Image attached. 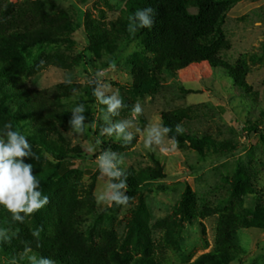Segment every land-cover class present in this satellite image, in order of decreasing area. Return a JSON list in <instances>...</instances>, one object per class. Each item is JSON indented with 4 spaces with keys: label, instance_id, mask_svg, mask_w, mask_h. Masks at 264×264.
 Listing matches in <instances>:
<instances>
[{
    "label": "rangeland",
    "instance_id": "obj_1",
    "mask_svg": "<svg viewBox=\"0 0 264 264\" xmlns=\"http://www.w3.org/2000/svg\"><path fill=\"white\" fill-rule=\"evenodd\" d=\"M2 1L37 4L51 20L68 16L72 26L63 34L70 43L6 49L1 60L27 88L43 92L58 109L73 115L72 109L83 104L85 111L79 115L88 122L83 133L64 121L54 122L65 144L86 155L85 160H65L57 178L52 174L59 161L28 139L39 159L25 157L24 162L34 165L33 175L40 179L49 204L31 216L21 213L20 221L0 206V227L11 232L26 228L43 237L54 235L60 222L72 221L77 237L90 249L114 248L130 261L194 264L214 251L219 221L230 215L238 217L242 227L234 238L238 252L230 264H264V228L256 226L264 225V0H241L223 26L227 43L220 57L230 65L247 58L246 91L207 62L177 76L164 74L158 88L135 90L140 74L154 61L155 42L137 36L110 63L105 54L91 50L86 36L89 31H110L113 22L125 20L132 0ZM63 60L79 66L62 67ZM70 87V97L62 96ZM96 88L105 96L121 97L122 108L116 114L107 112V105L92 95ZM138 102L142 112L137 115L133 109ZM164 114L177 115L186 134L206 138L210 146L205 144L199 153L189 141L179 143L165 134L160 145L146 148L147 130L163 127ZM117 123L127 125L130 142L104 132ZM256 126L261 133L247 132ZM9 130L28 138L32 129L0 110V138L6 139ZM102 139L113 146H102ZM105 152L143 188L127 206L97 202L112 182L98 166ZM158 175L165 178L154 181ZM188 185L193 197L185 205ZM32 257L38 261L36 256L11 261L0 248V264H33Z\"/></svg>",
    "mask_w": 264,
    "mask_h": 264
},
{
    "label": "trees",
    "instance_id": "obj_2",
    "mask_svg": "<svg viewBox=\"0 0 264 264\" xmlns=\"http://www.w3.org/2000/svg\"><path fill=\"white\" fill-rule=\"evenodd\" d=\"M240 1L132 0L125 20L113 22L110 31H89L86 36L91 50L98 56L105 54L110 63H114L122 46L137 36L148 37L155 42L154 61L140 74L135 90L148 91L158 88L164 74L177 76L178 72L191 65L207 62L213 70L224 71L235 85L246 91L250 70L247 58L244 57L238 65H230L220 57V51L227 43L223 26L231 9ZM147 7L154 9V23L151 29L130 31L129 17L138 9ZM71 26L68 16L61 15L58 19L51 20L37 4L27 2L16 6L0 0V110L6 116L29 125L32 130L27 135L28 139L59 161V166L52 174L53 178L59 176L65 160L86 159L83 150L65 144L54 123L64 121L70 124L73 115L58 109L55 103L45 98L43 92L27 88L11 66L1 60V56H4L6 49L26 51L43 45L70 43L63 31ZM61 66L74 68L79 66V62L63 60ZM70 90L71 87L65 89L62 96L70 97ZM163 121L164 126L172 129L168 134L171 139L175 137V141L179 143L189 141L192 148L199 153H203L205 144L210 146L211 143L206 138H198L184 131L177 134L176 125H182L177 115L164 114ZM32 122L36 125L32 126ZM261 125L264 126V121ZM247 132L258 134L262 132V128L256 126ZM102 141V146H113L104 139ZM125 177L128 184L127 195L134 197L142 192L143 188L132 174L123 173L120 179ZM160 178L165 177L158 175L157 179L153 180ZM192 193L193 189L188 185L184 194L185 205L190 204ZM256 226L264 228V225ZM240 227L241 221L238 217L222 216L214 251L201 256L194 264H230L234 253L238 252L234 246V238ZM0 248L11 261H24L27 256H36L38 261L51 259L55 264H157L143 259L130 261L114 248H88L77 237L72 221L63 222L62 225L60 222L54 235L43 237L36 236L32 230L26 228L11 232L0 227Z\"/></svg>",
    "mask_w": 264,
    "mask_h": 264
},
{
    "label": "clouds",
    "instance_id": "obj_3",
    "mask_svg": "<svg viewBox=\"0 0 264 264\" xmlns=\"http://www.w3.org/2000/svg\"><path fill=\"white\" fill-rule=\"evenodd\" d=\"M154 9L147 7L138 9L129 17V30L137 31L139 29H151L154 23ZM93 95L100 104L107 105V112L116 114L123 106V99L118 95L105 96L99 88L93 90ZM85 111L83 104L72 109L73 119L70 121L72 131L76 133L84 132L85 117L79 115ZM134 114H140L142 109L139 102L133 109ZM125 123H117L112 127L104 129V132L111 136H124V139L130 142L133 137L131 134H126ZM5 128L11 129L12 124H6ZM172 132V129L167 126L158 127L151 126L147 130L145 139V147L151 149L153 144L160 145L163 142L165 134ZM175 132L181 134L183 127L180 124L176 125ZM103 134V133H102ZM7 138H0V206L7 209L14 220H22L21 213L28 216L33 215L49 204V197L43 194L40 188L41 181L38 176L33 175L34 165L26 164L25 157H36L32 151V145L28 138L20 131L9 130L6 133ZM175 140V137H172ZM89 151H92L90 148ZM99 169L102 175L110 178L111 183L108 185V192L101 196L98 203L103 202L108 206H127L130 201V196L127 195V178L121 180L123 173L118 169L114 162L113 156L105 152L98 157ZM119 181V182H116ZM33 264H55L51 259L36 260L31 258Z\"/></svg>",
    "mask_w": 264,
    "mask_h": 264
}]
</instances>
